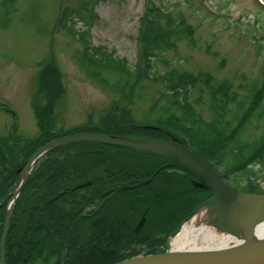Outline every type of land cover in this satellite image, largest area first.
<instances>
[{"label": "rangeland", "instance_id": "rangeland-1", "mask_svg": "<svg viewBox=\"0 0 264 264\" xmlns=\"http://www.w3.org/2000/svg\"><path fill=\"white\" fill-rule=\"evenodd\" d=\"M163 1L174 16L178 12L184 15L193 33L191 37L176 39L175 50L164 53V62H156L160 71L170 64L176 67L171 82L168 79L153 81L154 77L150 80L151 77L132 72L143 63L139 36L148 0H0V144L2 139L11 137L33 141L29 150L0 163V169L2 165L4 170L16 168L17 173L10 191L0 200L2 264H5L4 245L14 204L25 184L24 181L7 218L19 170L24 169L30 155L46 142L65 134L87 132V128H98L113 113H124L137 123L139 131L121 137L144 140L147 137L141 129L156 123V119H166L169 113L166 110L177 112L169 106L176 86H180L179 91L182 86H189L188 99L204 119H209L211 114L203 103L206 89L197 80L202 73L210 74L213 83L230 85L240 102L246 101L253 84L261 86L264 0ZM232 19L239 21L236 24ZM46 80L49 86L44 88ZM49 90L50 98L46 94ZM237 107L238 104L230 103L225 115L233 125L237 122ZM122 108L124 110L120 111ZM39 111L42 116L38 115ZM236 132L243 141L258 139L264 133V121L256 120L255 115L248 116ZM60 146L37 156L29 167V174L47 152L58 150ZM115 150L124 153L122 146ZM257 184L264 193V179ZM108 191L102 192L105 196L102 205L116 194V188ZM173 192L161 185L156 188L155 194L162 198L157 202L161 204L157 213L169 210L167 206L175 198ZM125 198H116L105 211L116 210L112 216L118 212L124 214L120 201ZM206 201L208 199L202 203ZM99 202L92 208L99 207ZM220 216L221 212L214 207L208 210L203 222L218 224ZM146 220V215H141L134 230L140 231ZM13 228L15 232L19 227ZM33 233L35 236L37 231ZM175 234L169 236L168 250ZM43 236L48 237L44 233ZM102 246L105 248L106 244ZM50 251L48 255L45 249L34 247L32 255L29 254L31 262L26 264H56L58 251ZM102 253L100 249L90 252L89 256L96 259ZM89 256L76 257L77 264H104L102 258L84 262ZM21 258H28V254L24 253ZM8 261L14 264L15 260L9 258Z\"/></svg>", "mask_w": 264, "mask_h": 264}, {"label": "trees", "instance_id": "trees-1", "mask_svg": "<svg viewBox=\"0 0 264 264\" xmlns=\"http://www.w3.org/2000/svg\"><path fill=\"white\" fill-rule=\"evenodd\" d=\"M141 24L139 44L143 63L132 72L137 71L144 78L148 72L155 78L153 81L165 82L168 79L171 82L176 67L170 64L168 69L160 71L156 62H164V53L175 50L176 39L193 35L191 26L180 12L174 16L169 9L166 13L160 11L155 0H148ZM211 79L208 73L197 76L206 89L203 103L211 118L204 119L201 111L188 99L189 86H182L181 91L180 86H176L169 106L177 112L166 110L169 112L166 119H156V123L145 126L141 133L147 138L175 137L212 164L227 184L242 191L263 193L255 180L264 179V133L258 139L243 141L236 129L248 116L255 115L256 120L264 121V72L261 86L253 84L245 102L237 100L230 85L213 83ZM43 86H49L47 80ZM46 94L48 98L52 97L50 90ZM230 103L238 104L239 109L234 125L225 116ZM123 114H110L98 128L85 131L116 135L139 131L137 123ZM38 115L43 114L39 111ZM42 128L46 126L42 125ZM1 141L0 163L17 157L33 145V141L24 137ZM117 148L101 142L79 141L46 153L27 177L14 204L4 245L5 264H10L9 258L15 260L14 264L30 263L34 247L45 249L48 255L50 250L58 251L56 264H77L76 257L85 258L90 252L100 249L103 253L96 259L102 258L104 264L131 256L140 246L158 252L165 236L177 228L197 203L209 196L207 190L194 186L193 174L168 166V159L151 154L122 153L115 150ZM58 153L60 155H56ZM161 166L163 168L157 171ZM15 169L4 170L3 165L0 169V200L17 178ZM160 185L174 191L175 196L167 206L169 210L163 213L156 212L161 206L157 202L162 200L155 194ZM115 188L116 194L102 205L105 197L102 192L109 190L110 193ZM124 197L120 201L124 214L118 212L112 216L116 210L105 211L116 198ZM97 201L101 205L92 208ZM141 215H146V223L140 231L134 232ZM2 217L3 213H0V228ZM13 227L19 228L14 232ZM34 231H37L35 236ZM24 253L28 258H21ZM62 256L66 259H61ZM96 259L90 257L84 262Z\"/></svg>", "mask_w": 264, "mask_h": 264}, {"label": "water", "instance_id": "water-1", "mask_svg": "<svg viewBox=\"0 0 264 264\" xmlns=\"http://www.w3.org/2000/svg\"><path fill=\"white\" fill-rule=\"evenodd\" d=\"M75 140L104 141L112 144L125 145L133 148L134 151L159 153L174 158L175 161L171 164L182 165L190 169L200 179L198 186L210 190L211 198L204 203L214 202L210 209L216 207L221 212L218 224H216L223 231H230L231 229L235 233L239 222L242 221L246 226L252 224L257 215L264 218V194L243 192L229 186L209 164L185 145L171 140H132L103 133H80L59 137L49 141L33 152L27 159V164L24 169L21 170L17 188L8 205L7 218L14 199L26 179L28 168L36 157L54 146ZM26 168L27 170L25 171ZM0 264H2L1 251ZM113 264H264V243L248 249L237 247L203 252L170 250L164 253L132 257Z\"/></svg>", "mask_w": 264, "mask_h": 264}, {"label": "bare ground", "instance_id": "bare-ground-1", "mask_svg": "<svg viewBox=\"0 0 264 264\" xmlns=\"http://www.w3.org/2000/svg\"><path fill=\"white\" fill-rule=\"evenodd\" d=\"M213 203L201 204L188 217L170 242L173 251L203 252L237 247L248 249L264 243V218L258 215L252 224L245 226L242 221L239 222L235 233L223 231L212 222H203Z\"/></svg>", "mask_w": 264, "mask_h": 264}]
</instances>
